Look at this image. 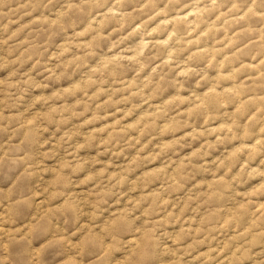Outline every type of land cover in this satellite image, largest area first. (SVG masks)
I'll use <instances>...</instances> for the list:
<instances>
[{
  "label": "clouds",
  "instance_id": "clouds-1",
  "mask_svg": "<svg viewBox=\"0 0 264 264\" xmlns=\"http://www.w3.org/2000/svg\"><path fill=\"white\" fill-rule=\"evenodd\" d=\"M0 264H264V0H0Z\"/></svg>",
  "mask_w": 264,
  "mask_h": 264
}]
</instances>
